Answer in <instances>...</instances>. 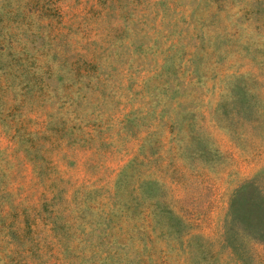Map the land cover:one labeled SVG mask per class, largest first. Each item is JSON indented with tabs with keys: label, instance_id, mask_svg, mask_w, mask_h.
<instances>
[{
	"label": "rangeland",
	"instance_id": "obj_1",
	"mask_svg": "<svg viewBox=\"0 0 264 264\" xmlns=\"http://www.w3.org/2000/svg\"><path fill=\"white\" fill-rule=\"evenodd\" d=\"M0 264H264V0H0Z\"/></svg>",
	"mask_w": 264,
	"mask_h": 264
},
{
	"label": "trees",
	"instance_id": "obj_2",
	"mask_svg": "<svg viewBox=\"0 0 264 264\" xmlns=\"http://www.w3.org/2000/svg\"><path fill=\"white\" fill-rule=\"evenodd\" d=\"M14 59H16V58L14 57ZM28 76H29V74H28ZM94 206L97 207V204H94ZM107 213H109V215L111 214L109 211Z\"/></svg>",
	"mask_w": 264,
	"mask_h": 264
}]
</instances>
